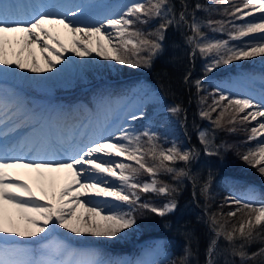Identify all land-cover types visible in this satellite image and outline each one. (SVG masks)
<instances>
[{
    "label": "snow or ice",
    "instance_id": "obj_1",
    "mask_svg": "<svg viewBox=\"0 0 264 264\" xmlns=\"http://www.w3.org/2000/svg\"><path fill=\"white\" fill-rule=\"evenodd\" d=\"M216 2L228 5L224 14L230 19L201 20L196 11L204 10V6L197 3L189 13L186 0H180L179 11L173 0H136L126 4L119 13H108L94 20L88 19V9L96 7L91 4L36 0L26 8L4 6L0 11V65L40 73L51 71L62 60L69 59L64 53L88 57L95 52L104 60L132 69L151 68L154 59L164 51L168 29L185 26L191 32L185 37L191 56L198 52L209 60L205 73L233 61L264 57V0ZM214 7L210 2L206 10ZM255 13L261 14L258 19ZM246 17L253 19L245 20ZM237 20L245 22L237 24ZM152 21L158 24L150 31L137 27ZM226 25L231 26L227 40L209 39L202 30L207 27L213 32H224ZM244 38L248 41L244 42ZM190 75L185 76V82ZM193 83L198 92L203 88L201 79ZM216 93L218 98L211 94L212 104L200 111V117L213 125L211 133L209 130L198 132L204 154L219 156L224 147L214 143L215 130H223L227 124L232 125L227 130L234 132L237 123L245 125L255 121V126L248 129V141L256 143L239 154V158L264 177V92L258 99L232 97L220 89H216ZM200 103L206 104L207 98L201 97ZM5 107L0 100V117L6 115ZM218 109L213 119L212 113ZM168 111L179 115L184 110L177 104ZM142 117L143 113L130 114L131 121ZM4 124L5 120L0 118V125ZM111 127L105 124L99 134L40 135L26 137L11 148L0 145V234H3L0 235V264H131L106 259L95 251L77 252L61 241L47 240V234L59 227L76 236L119 240L127 235L126 230L138 225V211L163 218L177 209V195L184 179L191 180L195 187L198 178L192 174L190 165L199 158L198 149L183 147L175 141L164 148L158 142V133L150 127L141 131L130 124L116 125V130L110 131ZM7 136V131H0V137ZM9 152L18 154L9 157ZM179 162H183L184 167H176ZM18 169L34 170L35 186L23 179ZM141 173H146L150 179L140 181ZM161 174L170 176L175 183L160 180ZM210 186L211 173L200 187L205 200L210 199ZM148 193L165 197L166 202L160 206L143 202L142 194ZM100 197L110 198V201L106 199L101 203L94 199ZM225 203L235 205V209L211 214L207 207L205 209V223L212 233L205 249V264H221V260L223 264H237V261L238 264H264V200H257L249 191L242 196L226 197ZM41 233L46 235L41 236ZM221 240L226 242L223 248ZM186 241L183 254L171 264H191L195 238L188 235ZM254 243L261 246L249 252Z\"/></svg>",
    "mask_w": 264,
    "mask_h": 264
},
{
    "label": "trees",
    "instance_id": "obj_2",
    "mask_svg": "<svg viewBox=\"0 0 264 264\" xmlns=\"http://www.w3.org/2000/svg\"><path fill=\"white\" fill-rule=\"evenodd\" d=\"M186 2L189 5V13L193 12L197 3L204 6V10L196 11V16L201 20L220 21L230 19L224 14V9L228 5L219 4L216 0H186ZM210 2L215 7L211 11H207ZM173 3L179 11L180 0H173ZM249 18L246 17L245 20ZM243 22L245 21H235L237 24ZM157 24L158 21H152L147 25H137V27L147 32L154 29ZM230 29L231 26L226 25L225 31ZM169 30L170 32L169 34L166 33L164 41V51L154 59L151 68L132 69L117 64L115 73L110 77L113 81L109 82L114 86V90L138 85L145 89H155L159 93L160 100L158 103H151L154 108L151 107V104H147L145 112H153L152 109H156V113L152 116L155 126L159 128L163 127V123H167L172 131L178 133L176 143L182 146L185 141H189L192 143V147L200 151L199 158L190 165L192 174L198 178L197 183L194 187L191 180L184 179L181 184V191L177 195V209L163 218L147 211H138L136 214L138 225L125 241L90 238L87 235L82 237L74 235L73 238L71 235L68 236L76 243H84L98 249L100 247L102 250H109L112 253L122 252V249L135 251L137 249L136 240L161 236L166 248L170 251V255L160 264H171L172 260L178 259L183 254L187 242L186 237L193 235L195 242L193 243L194 255L191 257V264H205V249L212 236L208 225L205 223L207 220L206 207L208 214L227 213L234 210L235 205L225 203V198L232 197V192L241 189L247 182L256 184L259 188L257 194L261 197L264 195V177L260 175L256 168L247 165L239 158V154L246 152L249 147H253L256 143V141H248V129L253 127V123L245 125L237 123L234 132L227 130L232 127V125L227 124L223 130H215L214 143L224 147L221 148L219 156L204 154L197 129L203 128V130H209L211 133L213 125L211 121L200 117V111L212 104L213 95L211 94L217 95L218 98L216 93L218 88L212 83H204L203 88L198 92L193 82L207 77L227 78L233 73L243 72V67L255 66L256 62L249 61V59H244L240 63L233 61L229 65H220L212 72L205 73V65L208 63V59L198 52L194 57L191 56V47L185 41V37L191 35L190 30L186 26L180 29L169 28ZM202 30L212 40H219V36L225 35V31L213 32L207 27ZM189 73H191L189 80L185 82L184 78ZM94 87L96 88V85ZM95 88L92 90L94 91ZM83 90L87 91L88 89H78V95L85 102H89L87 96L81 93ZM57 97L66 98L68 96L61 95ZM201 97L207 98L206 104L200 103ZM177 104L184 111L179 115H173L168 111V108ZM218 112L219 109L217 112L212 113L213 119H215ZM145 125V121H142L135 129L142 131ZM156 132L160 138L158 142L163 147L166 146L164 138L167 134L165 132L169 133V131L165 130L163 133L157 130ZM124 162L127 163L128 161ZM148 163L151 164L152 161L148 160ZM176 167H184L183 162L177 163ZM209 173H211L210 199L205 200L204 196L200 194V187L208 180ZM149 179L150 177L146 173H141L139 177L140 181ZM159 179L168 183H175L170 176L165 174H161ZM142 201L160 206L166 202V198L148 193L142 194ZM233 222H235V218H233ZM63 231L60 230L59 233H67ZM135 232L138 233L137 236ZM225 243L223 240L220 241L221 248L225 246ZM260 246L259 243H254L248 250L254 252ZM221 264H223L222 260Z\"/></svg>",
    "mask_w": 264,
    "mask_h": 264
},
{
    "label": "rangeland",
    "instance_id": "obj_3",
    "mask_svg": "<svg viewBox=\"0 0 264 264\" xmlns=\"http://www.w3.org/2000/svg\"><path fill=\"white\" fill-rule=\"evenodd\" d=\"M33 1L36 2V0H20V3L16 4L15 7L26 8L27 3L31 6ZM42 2L96 5V7L88 9V19L94 20L108 13H119L126 4L136 2V0H42ZM2 5L4 6V4H0V11L3 9ZM254 15L258 19L261 14L255 13ZM252 19L253 17H250L248 20ZM169 32L168 29L167 34ZM224 33L225 35L219 36V40L229 39L228 31ZM247 41L248 38H244V42ZM65 42L70 43L68 39H65ZM230 43L240 44L241 42L231 41ZM36 51L39 57V50ZM64 56L69 59L62 60L51 71L40 73H33L28 69H16L15 66L0 65V100L6 105L4 109L6 115L0 117L5 120V124L0 125V131L8 132L7 137H0V145H7L8 148H11L26 137L37 138L40 135L55 136L59 134L67 136L71 134L78 137L82 133L91 135L96 132L99 134L105 124L112 126L109 129L110 131H115L116 125L127 126L130 124L132 127L137 128L142 121H145L146 124L143 128L150 127L155 132L157 130L161 132L169 131V133L165 132L167 136L164 138L166 143L164 148L170 147L172 142L178 138V133L172 131L167 123H163V127L158 128L155 126L152 116L156 113V109H152L153 112H145L147 104H156L160 100V95L155 89H145L136 85L114 90V86L110 83L113 80L110 77L117 69L115 61L104 60L102 57L96 56L95 52L88 57H77L72 52L64 53ZM9 57L12 58L11 52H9ZM243 60L236 62L240 63ZM249 61L256 62V66L243 67V72L231 74L227 78L207 77L203 78L202 81L214 84L218 89L232 97L254 96L258 99L261 93L264 92V57H252L249 58ZM40 62L43 66V61ZM5 72H7V75L3 74ZM83 88L88 89L87 91L83 90L81 93L87 96L89 102H85L78 95V89L82 90ZM93 88H95L94 91ZM61 95H67L68 97H57ZM151 107L154 108V105ZM140 113H143L142 118L136 121L130 120V114L139 116ZM252 123L255 126L256 122L253 121ZM11 129H14V131H10ZM200 130H203V128H198L197 133ZM103 135H107V133L103 132ZM182 146L192 148L193 145L191 142L185 141ZM16 154L18 153H8L9 157ZM17 171L23 179H27L35 186L37 174L34 170L18 169ZM62 182L61 180L58 183L57 190ZM249 191L257 200H264V195L260 197L256 192L255 185L252 183L233 191L232 196H242ZM94 199L101 203L106 199L110 201V198L103 197ZM124 210H127L126 207ZM77 211L83 212V209H77ZM60 230L67 233L61 234L59 233ZM133 230H126L127 235H122L119 240L125 241L128 239ZM135 233L137 236L138 233ZM40 235L45 236L46 234L41 233ZM68 235L73 238L75 234L57 227L51 234H47V240L61 241L77 252L95 251L106 259L128 261L131 264H151L153 261L159 264L170 255V251L166 248L161 236L136 240L137 249L135 251L122 249V252L112 253L109 250L104 251L100 247L98 249L93 246H75L72 243L74 240ZM89 237L91 238V236ZM14 239L32 247L37 246L28 240Z\"/></svg>",
    "mask_w": 264,
    "mask_h": 264
},
{
    "label": "bare ground",
    "instance_id": "obj_4",
    "mask_svg": "<svg viewBox=\"0 0 264 264\" xmlns=\"http://www.w3.org/2000/svg\"><path fill=\"white\" fill-rule=\"evenodd\" d=\"M8 1V3H4V0H0V4L1 3H3L4 5H9V6H12V7H15V5L16 4H19L20 3V0H14V1H12V0H7ZM22 5H23V3H22ZM3 6V5H2ZM24 6V5H23ZM7 207V206H6Z\"/></svg>",
    "mask_w": 264,
    "mask_h": 264
}]
</instances>
